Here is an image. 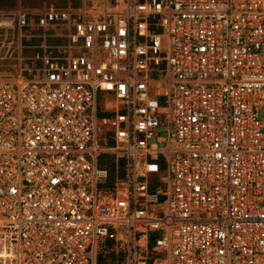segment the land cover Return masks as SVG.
Instances as JSON below:
<instances>
[{
  "label": "built area",
  "instance_id": "obj_1",
  "mask_svg": "<svg viewBox=\"0 0 264 264\" xmlns=\"http://www.w3.org/2000/svg\"><path fill=\"white\" fill-rule=\"evenodd\" d=\"M0 222V264H264V0L0 10Z\"/></svg>",
  "mask_w": 264,
  "mask_h": 264
},
{
  "label": "trees",
  "instance_id": "obj_2",
  "mask_svg": "<svg viewBox=\"0 0 264 264\" xmlns=\"http://www.w3.org/2000/svg\"><path fill=\"white\" fill-rule=\"evenodd\" d=\"M78 0H0V10H10L18 6L25 9H36V8H65L68 5L77 6ZM109 175L112 178L114 173L113 161L108 166ZM98 264H114V255L111 250L106 252H99L97 257Z\"/></svg>",
  "mask_w": 264,
  "mask_h": 264
},
{
  "label": "rangeland",
  "instance_id": "obj_3",
  "mask_svg": "<svg viewBox=\"0 0 264 264\" xmlns=\"http://www.w3.org/2000/svg\"><path fill=\"white\" fill-rule=\"evenodd\" d=\"M21 8H23V7H21ZM10 251H11L10 245L5 240V234H4L3 228L1 226V222H0V257H1V259H4L5 257L9 256L8 254L10 253ZM6 261L8 263L9 262V258H6Z\"/></svg>",
  "mask_w": 264,
  "mask_h": 264
},
{
  "label": "crops",
  "instance_id": "obj_4",
  "mask_svg": "<svg viewBox=\"0 0 264 264\" xmlns=\"http://www.w3.org/2000/svg\"><path fill=\"white\" fill-rule=\"evenodd\" d=\"M18 7H21V6H18Z\"/></svg>",
  "mask_w": 264,
  "mask_h": 264
}]
</instances>
